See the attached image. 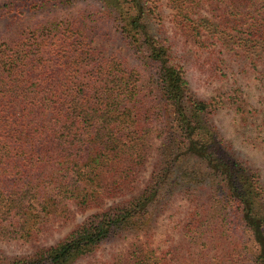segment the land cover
<instances>
[{"label":"trees","instance_id":"1","mask_svg":"<svg viewBox=\"0 0 264 264\" xmlns=\"http://www.w3.org/2000/svg\"><path fill=\"white\" fill-rule=\"evenodd\" d=\"M167 1L180 46L158 0H0V240L29 248L0 249V264H264L262 173L214 119L231 108L252 127L262 114L242 86L264 92V0ZM100 24L139 68L94 46ZM193 63L233 87L199 97ZM179 199L184 254L158 251L153 228ZM92 208L103 209L41 243ZM127 238L123 254L97 256Z\"/></svg>","mask_w":264,"mask_h":264},{"label":"rangeland","instance_id":"2","mask_svg":"<svg viewBox=\"0 0 264 264\" xmlns=\"http://www.w3.org/2000/svg\"><path fill=\"white\" fill-rule=\"evenodd\" d=\"M160 6L161 19L163 21L164 32L169 39L173 40L177 46H180L181 42L184 41L181 34L175 30L174 27V11L171 9L167 0H158ZM85 6L83 4L77 5L70 11L71 14L75 15L81 11ZM64 14V13H63ZM66 14V13H65ZM202 15L205 13L202 11ZM5 22L0 24V38L5 33ZM94 46H98L103 50L105 57L108 56H119L126 60L130 67L139 68V62L134 57L133 52L130 50L127 42L119 36L112 29L109 24H100L97 28V36L94 42ZM199 64V62L197 63ZM196 63L189 65L188 67V78L193 87L194 91L199 97L207 98L217 93L228 91L233 87V83L221 82L214 80L209 75L206 68H199ZM239 83V82H238ZM241 84V81L240 83ZM245 91L247 98L250 103L255 107L262 110V114L256 118L254 125L244 127L240 124L234 111L231 108H224L220 110L214 117L216 124L224 132L225 137L232 143L235 149L242 153L253 166L259 168L263 179H264V128H258L262 119L264 118V92L260 86L256 87L255 81H251L248 84L242 86ZM154 162V154L148 161L144 176L147 177L149 174L152 164ZM111 201H106L103 208L111 205ZM103 208H92L82 214H77L74 220L68 223L66 226H54L53 233L46 237L41 243L45 246L51 245L62 239L73 227L81 223L86 217L93 213L101 211ZM189 206L184 200H177L174 207L160 216L155 227L153 228L152 235V246L158 251L163 250H174L184 254L181 249V234L180 229L185 222ZM247 240V237L246 239ZM130 238L120 240L117 243L105 245L97 254L100 259H107L113 256V254H123L128 246L130 245ZM247 250L240 251L243 253L248 250H252L251 242L246 243ZM0 249L8 254L19 255L25 254L29 251V248L20 242L0 240ZM186 253V252H185ZM189 254V253H188ZM188 254H185L188 256ZM247 254V253H246ZM190 256V254H189ZM249 257L250 255L247 254ZM177 262L172 260L174 264H194L187 258L176 257ZM241 264H253L251 260H243Z\"/></svg>","mask_w":264,"mask_h":264}]
</instances>
